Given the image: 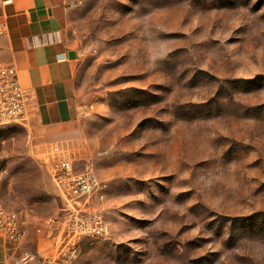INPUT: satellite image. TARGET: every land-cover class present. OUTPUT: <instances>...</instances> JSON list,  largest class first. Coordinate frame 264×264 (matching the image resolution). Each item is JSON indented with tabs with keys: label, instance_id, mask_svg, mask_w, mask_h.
Here are the masks:
<instances>
[{
	"label": "rangeland",
	"instance_id": "obj_1",
	"mask_svg": "<svg viewBox=\"0 0 264 264\" xmlns=\"http://www.w3.org/2000/svg\"><path fill=\"white\" fill-rule=\"evenodd\" d=\"M76 123L0 128V193L49 244L54 143L91 162L105 237L72 264H264V0H67ZM42 227V230L38 229Z\"/></svg>",
	"mask_w": 264,
	"mask_h": 264
},
{
	"label": "built area",
	"instance_id": "obj_2",
	"mask_svg": "<svg viewBox=\"0 0 264 264\" xmlns=\"http://www.w3.org/2000/svg\"><path fill=\"white\" fill-rule=\"evenodd\" d=\"M13 0H3L11 3ZM8 25L0 20V37ZM39 106L32 89L24 87L14 64L0 63V128L13 124L29 125L37 119ZM76 149L62 143L50 146L46 170L61 202V215L46 223L50 240L37 251L14 255L8 264H72L83 237H105L108 224L104 207L93 205L100 188L96 167L86 162L79 167ZM38 229L42 230V227ZM29 235L28 218L20 210L4 205L0 193V239L22 240Z\"/></svg>",
	"mask_w": 264,
	"mask_h": 264
},
{
	"label": "crops",
	"instance_id": "obj_3",
	"mask_svg": "<svg viewBox=\"0 0 264 264\" xmlns=\"http://www.w3.org/2000/svg\"><path fill=\"white\" fill-rule=\"evenodd\" d=\"M68 12L67 0H0V20L8 25L0 37V63L14 64L21 84L34 91L37 124L61 136L59 129L74 125L78 115L72 99L77 52L70 57L74 49L63 34Z\"/></svg>",
	"mask_w": 264,
	"mask_h": 264
},
{
	"label": "water",
	"instance_id": "obj_4",
	"mask_svg": "<svg viewBox=\"0 0 264 264\" xmlns=\"http://www.w3.org/2000/svg\"><path fill=\"white\" fill-rule=\"evenodd\" d=\"M69 55H70L71 58H75V57H76V52H75V50H70V51H69Z\"/></svg>",
	"mask_w": 264,
	"mask_h": 264
}]
</instances>
